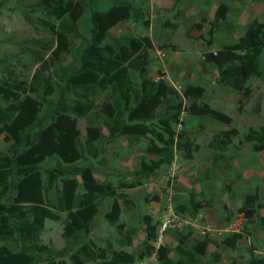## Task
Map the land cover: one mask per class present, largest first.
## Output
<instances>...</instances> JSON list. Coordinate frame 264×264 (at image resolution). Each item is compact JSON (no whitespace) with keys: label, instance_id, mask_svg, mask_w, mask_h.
I'll list each match as a JSON object with an SVG mask.
<instances>
[{"label":"trees","instance_id":"16d2710c","mask_svg":"<svg viewBox=\"0 0 264 264\" xmlns=\"http://www.w3.org/2000/svg\"><path fill=\"white\" fill-rule=\"evenodd\" d=\"M6 1L0 0V11ZM107 4L105 7L104 0H36L27 12H38L54 35V42L35 41L49 54L29 52L38 63L29 82L18 78L11 68L1 71L0 134H8L11 142L0 150V242L8 241L16 250L0 244V264H87L98 260L134 264L152 254L158 264H197L210 243L234 249L242 238L240 232H232L220 241L196 240L187 245V235L178 231L175 257L171 258L166 244L155 247L151 243L156 227L146 217L148 231L140 248L136 253L122 249L132 245L136 234V228L128 227L121 218V202L126 209L131 207L127 193L115 194L96 181L90 162L77 164L82 159L103 163L97 144L105 136L100 126L107 129V143L119 135L126 136L129 145L145 142V151L154 159L147 161L142 155L133 171L136 177L145 178L172 161L174 138L183 156L192 157L198 146L190 137L193 120L229 125L231 117L205 101L197 102L204 95L202 86L186 85L180 95L163 80L153 79L150 38L124 33L128 31L126 21L148 25L141 7L125 0H108ZM228 13L227 6L220 4L214 22L217 29L230 33L234 26ZM263 48L264 18L254 17L241 36L205 53L204 62L216 68L217 82L239 93L238 111L251 93L248 80L263 78ZM66 55L71 59L63 63ZM99 92H106L107 98L95 109L93 97ZM183 98L189 101L187 108H183ZM155 100H161L159 105L148 107ZM184 109L186 117L176 132L172 124ZM80 117L90 121L83 140L77 126ZM231 132L235 129L221 130L214 139L222 136L230 141ZM245 137L252 141L253 151L264 150V125L250 127ZM226 140L218 139L220 143ZM106 196L111 203L103 216L114 227L116 237L99 246L92 241L90 228L101 211L99 199ZM258 196L246 195L240 208L250 222H254L257 208L264 207ZM200 208V203L188 197L174 209L196 214ZM60 212L65 213L64 218ZM46 220L62 222L64 245L59 249L41 239ZM245 264H264V257H253Z\"/></svg>","mask_w":264,"mask_h":264},{"label":"rangeland","instance_id":"374dc122","mask_svg":"<svg viewBox=\"0 0 264 264\" xmlns=\"http://www.w3.org/2000/svg\"><path fill=\"white\" fill-rule=\"evenodd\" d=\"M125 1L140 6L148 20L147 26L141 22L126 21L128 31L124 33L135 37L147 35L150 38V76L155 80H163L180 95L186 85L202 86L204 95L197 102L205 101L212 108L229 114L231 123L193 120L189 127L192 132L190 137L193 144L198 146L193 150L192 157L183 156V152L175 147L174 138L172 161L159 166L145 178L133 174L142 155L147 161L154 159L153 155L145 151V142L129 145L127 137L119 135L107 143V129L100 126L105 136L97 144L101 147L103 163L82 159L77 164L86 165L90 162L96 181L104 183L107 190L115 194L127 193L131 207L126 209L120 201L121 218L128 227L136 228V234L132 238V245L122 249L136 253L146 237L148 217L149 223L156 227L155 239L151 243L155 247L166 244L171 258L175 257L178 231L187 235V245L196 240L220 241L232 232L242 234L234 249L224 245L216 247L210 243L205 256L197 264H245L253 257H264V220L260 222L264 218V207L257 208L254 222H250L244 210L240 209L245 196L249 194H259L257 200L264 202V150L253 151L250 147L252 141L245 137L250 127L264 125V75L263 78L248 80L251 93L242 102V110L238 111L239 93L219 84L216 68L204 62L206 52H215L224 43L241 36L250 19L264 18V0ZM107 2L104 0L105 7L108 6ZM220 4L228 8L227 19L234 26L230 33L215 26L214 15ZM33 5H36V0H7L0 11V79L3 76L1 71L11 68L18 78L29 82L38 65L31 59L29 52L37 50L44 57L49 54L35 41L54 42L55 38L42 23L38 12H27ZM70 59L66 55L63 63ZM260 68L264 74V48L260 56ZM106 98V92L97 93L93 97L95 109L101 107ZM160 101H152L148 107H156ZM188 104V99L183 98V108H187ZM185 117L186 109L172 124L176 132ZM89 122L86 117L77 119L82 140ZM231 128L235 132H231L230 141L222 136L219 138L226 140V143H220L218 137L214 139L221 130L228 131ZM10 142L8 134H0V150H6ZM188 197H193L202 205L196 214L174 209ZM110 203L111 198L108 196L99 199L101 211L91 224L90 237L99 246L114 241L116 237L114 227L103 216ZM60 215L64 218L65 213L60 212ZM62 227L59 220H46L42 241L54 248H61L64 245ZM0 244L16 250L8 241ZM87 264L105 263L98 260ZM134 264L158 262L152 254Z\"/></svg>","mask_w":264,"mask_h":264},{"label":"clouds","instance_id":"9594fccd","mask_svg":"<svg viewBox=\"0 0 264 264\" xmlns=\"http://www.w3.org/2000/svg\"><path fill=\"white\" fill-rule=\"evenodd\" d=\"M255 218V217H254Z\"/></svg>","mask_w":264,"mask_h":264}]
</instances>
